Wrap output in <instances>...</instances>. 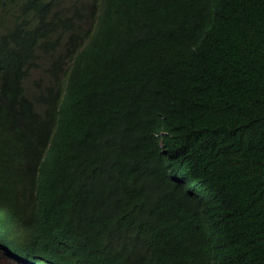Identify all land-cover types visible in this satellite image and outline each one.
Returning <instances> with one entry per match:
<instances>
[{
    "label": "trees",
    "instance_id": "trees-1",
    "mask_svg": "<svg viewBox=\"0 0 264 264\" xmlns=\"http://www.w3.org/2000/svg\"><path fill=\"white\" fill-rule=\"evenodd\" d=\"M2 223L22 264H264V0H0Z\"/></svg>",
    "mask_w": 264,
    "mask_h": 264
},
{
    "label": "clouds",
    "instance_id": "clouds-1",
    "mask_svg": "<svg viewBox=\"0 0 264 264\" xmlns=\"http://www.w3.org/2000/svg\"><path fill=\"white\" fill-rule=\"evenodd\" d=\"M0 228L5 232L10 238L15 239L16 241H22L25 238V235L21 228L14 223H2ZM0 257L7 259V262L10 264H22L21 262L14 259L15 257L11 255L6 247L0 242Z\"/></svg>",
    "mask_w": 264,
    "mask_h": 264
},
{
    "label": "rangeland",
    "instance_id": "rangeland-1",
    "mask_svg": "<svg viewBox=\"0 0 264 264\" xmlns=\"http://www.w3.org/2000/svg\"><path fill=\"white\" fill-rule=\"evenodd\" d=\"M34 75H36L35 72L32 74V77H34ZM0 264H10V262H7V259L4 257H0Z\"/></svg>",
    "mask_w": 264,
    "mask_h": 264
},
{
    "label": "bare ground",
    "instance_id": "bare-ground-1",
    "mask_svg": "<svg viewBox=\"0 0 264 264\" xmlns=\"http://www.w3.org/2000/svg\"><path fill=\"white\" fill-rule=\"evenodd\" d=\"M92 34V33H91Z\"/></svg>",
    "mask_w": 264,
    "mask_h": 264
}]
</instances>
